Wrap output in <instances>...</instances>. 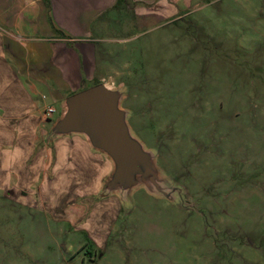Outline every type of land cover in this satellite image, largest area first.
I'll use <instances>...</instances> for the list:
<instances>
[{"label":"rangeland","instance_id":"1","mask_svg":"<svg viewBox=\"0 0 264 264\" xmlns=\"http://www.w3.org/2000/svg\"><path fill=\"white\" fill-rule=\"evenodd\" d=\"M95 2L51 5L55 22L80 26L53 31L75 39L49 47L80 57L50 54L49 69L71 81L65 98L119 89L131 134L178 189L171 200L134 189L110 224L111 162L73 134L110 164L99 191L61 187L47 210L0 193V264H264V0H119L90 22L75 17ZM15 5L0 0L1 14Z\"/></svg>","mask_w":264,"mask_h":264},{"label":"crops","instance_id":"2","mask_svg":"<svg viewBox=\"0 0 264 264\" xmlns=\"http://www.w3.org/2000/svg\"><path fill=\"white\" fill-rule=\"evenodd\" d=\"M15 1L14 13L9 10L8 14H1L0 11L3 18L0 34H4L0 35V193L26 204H34L35 198L47 210L51 196L55 199L61 187L77 186L70 191L97 193L100 189L98 181L106 175L110 164L77 136L48 138L54 121L44 119L45 107L53 105L59 115L61 101L71 81L65 78L59 65L55 66L59 75L51 72L47 59L51 56L59 58L60 62L67 59L70 64L75 57H80L79 50L69 53L56 44L49 47L48 42L75 39L54 37L53 31L64 32L70 26L75 29L80 25L75 20L65 21L68 25L55 22L51 5L60 0ZM116 1L119 0H96V7L74 15L90 22L92 16L113 7ZM67 12L60 11L57 16ZM40 34L44 37H39ZM48 86H51L52 94L43 90ZM71 94L69 92L67 96ZM56 104H59L58 110ZM101 201L111 205L115 212L111 215H114L112 224L122 205L113 195L103 197ZM76 229L85 232L84 228ZM94 242L99 245L100 241Z\"/></svg>","mask_w":264,"mask_h":264},{"label":"water","instance_id":"3","mask_svg":"<svg viewBox=\"0 0 264 264\" xmlns=\"http://www.w3.org/2000/svg\"><path fill=\"white\" fill-rule=\"evenodd\" d=\"M120 98L121 91L104 82L67 96L48 138L83 135L90 148L105 154L112 168L101 193L115 195L121 205L130 203L133 190L139 187L171 200L178 187L167 191L163 186L152 151L129 130Z\"/></svg>","mask_w":264,"mask_h":264},{"label":"built area","instance_id":"4","mask_svg":"<svg viewBox=\"0 0 264 264\" xmlns=\"http://www.w3.org/2000/svg\"><path fill=\"white\" fill-rule=\"evenodd\" d=\"M55 111L56 108L53 105L46 106L44 110V119L49 120Z\"/></svg>","mask_w":264,"mask_h":264},{"label":"flooded vegetation","instance_id":"5","mask_svg":"<svg viewBox=\"0 0 264 264\" xmlns=\"http://www.w3.org/2000/svg\"><path fill=\"white\" fill-rule=\"evenodd\" d=\"M122 210V209H121ZM87 234V233H86ZM87 237H88V234H87ZM89 241H91L90 239H89ZM92 242V244H93V246L94 247H99V245H97L95 242H94V240L93 241H91Z\"/></svg>","mask_w":264,"mask_h":264}]
</instances>
